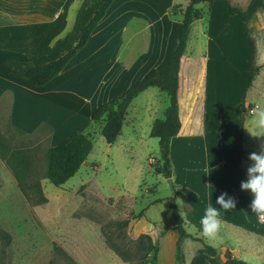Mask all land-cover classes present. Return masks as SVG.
Returning a JSON list of instances; mask_svg holds the SVG:
<instances>
[{
    "label": "rangeland",
    "instance_id": "374dc122",
    "mask_svg": "<svg viewBox=\"0 0 264 264\" xmlns=\"http://www.w3.org/2000/svg\"><path fill=\"white\" fill-rule=\"evenodd\" d=\"M155 1L115 0L107 19L95 31L91 44H88L89 49L87 45L70 63L77 66V61H80L81 65L77 71L73 67L65 71L64 78L72 75L65 87H73L86 95L87 99L90 98L84 110L80 98L67 93L69 90L57 95L30 92L22 107L23 124L14 126L12 109L0 106V139L13 147L33 148L37 160L42 162V173L46 168L47 150L84 124L82 130L94 145L79 173L65 185L57 188L47 180L42 181L48 198V203L43 206L34 207L26 201L11 171L0 160V228L13 238L4 264H50L54 259L56 264H71L63 256L55 254L54 244L82 264L80 261H83V257L92 258L98 249H106L102 233L104 227H109V236L120 243V233L111 225L126 219H130L131 225L134 222L132 218L144 213L151 204H154L149 213L151 217L160 220L165 228L174 224L171 200L175 198L179 207L180 199L176 198L175 187L171 188L167 179L154 174L160 160L159 140L149 136L150 124L147 121L135 125L136 133L132 132L131 125L135 116L145 113L144 107L148 103L159 110L157 118L163 117L168 106L166 94L152 88L135 99L128 109L129 115L122 129L123 137L114 145H108L101 135L104 120L93 122L89 118L90 111L106 101L109 95L125 93L130 85L145 76L143 65H139V62L145 55L159 49L157 42L160 39L171 46L178 42L182 16L174 6L179 1L171 5L170 0H157V6ZM249 1L230 0L233 6L242 9L247 7ZM1 3L5 5L7 0H0ZM183 5L186 7L187 3ZM197 8L203 15L194 23L191 35L197 38L201 28L212 25L208 33L218 40L217 46L213 47L214 54L217 56L223 52L228 58L221 76L222 84H228L227 89L230 90L235 73L243 72V57L248 56L246 59L250 60V66L262 64L264 67V12H259L250 23L251 39L248 38V44H242L246 26L238 18L230 19L232 17L224 3H217L213 14L210 5L200 4ZM156 13H159L157 22L154 20ZM240 26L243 29L239 31ZM193 35L190 36V46ZM71 44L70 38L66 46ZM53 49L48 47L42 58H53ZM123 67H126L125 71ZM0 83L16 86L2 69ZM258 97L253 96L251 101L264 107V101ZM252 118L255 117L245 118L244 124ZM85 120L89 122L85 123ZM127 138L131 146L123 143ZM130 225L125 232L129 239L135 240L132 237L134 229H130ZM199 238L219 249L218 236L208 239L199 234ZM199 247H202L199 242L186 241L183 252L187 255L190 249ZM221 259L224 261L222 256ZM147 264H154L152 256Z\"/></svg>",
    "mask_w": 264,
    "mask_h": 264
},
{
    "label": "crops",
    "instance_id": "0c3cea01",
    "mask_svg": "<svg viewBox=\"0 0 264 264\" xmlns=\"http://www.w3.org/2000/svg\"><path fill=\"white\" fill-rule=\"evenodd\" d=\"M104 1L7 0L5 5L0 4V69L16 84L13 86L0 83V106L3 108L9 106L12 109V124L14 126H21L20 124L23 122L22 107L30 92L40 91L41 94L57 95L69 90L67 93L70 92L75 95V98H80L84 110V106L87 102L89 103L90 98L87 99L86 95L75 91L73 87H65L68 79L72 76L64 78L65 71L69 67L76 68L77 71L81 65L80 61H77V66L70 64L76 57L60 76L43 87H36L24 79L16 78L3 64L6 60H15L43 65L57 60L77 43L85 26ZM176 1L170 0L171 5ZM217 3L221 2L210 6L212 14ZM155 4L157 6V0ZM108 15L109 12L97 29L105 22ZM158 16L159 13H156L155 22L159 20ZM231 17L230 19L238 18L237 16ZM211 26V24H207L205 29L201 28L200 36L197 38L192 34L193 43L190 46L189 40L195 24L192 26L187 47L181 59L178 90L181 129L170 144L171 179L175 187L176 198L180 199L179 208L190 235L199 238V234L202 232L200 220L205 209L211 204L221 212V227L217 235L220 240L219 249H217L220 256L224 259L225 253L230 252L233 258L248 264H264V220L252 212L250 205L253 194L251 191L242 190L241 187L237 192L235 191L233 169L227 163V159L237 153L242 119H247L248 116L254 117L253 110L257 108L258 104L252 102L251 98L259 96V100L264 101V67L262 64L253 65L258 71L249 85L252 65L250 66V60L246 59L248 56L243 57V72L238 75L235 73L234 82L232 81L230 90L227 89L228 84H222L221 76L228 58L223 52L215 56L213 47L217 46L218 40L214 35L208 33L211 32ZM238 28L240 31L243 26ZM243 32H246V28L243 29ZM94 34L95 32L88 42L89 45L93 41ZM241 34L243 35V33ZM70 38L72 44L66 46ZM246 42L248 44L249 40L245 36L242 44H246ZM89 45L87 49H89ZM177 45L178 42L171 46L160 39L157 42L159 49L145 55L139 62V65H143L144 75L152 69L160 70L167 66ZM48 47H54L52 50L54 57L46 60L42 56H45ZM125 68L123 67L124 71ZM118 96L120 94L109 95L106 101L90 111L89 118L92 120L95 111L100 106ZM144 112V114H138L133 118L132 132L136 133L135 125H141L147 121L150 124V136L155 120L164 118V115L157 118L159 110L154 108V104L151 103L145 105ZM128 115L129 113H127ZM146 116L148 117L146 118ZM254 119L246 120L245 124L243 122L245 158L242 161V168L246 174L244 181L247 180V168L252 163L248 159L249 154L259 153L260 146L264 143V137H254L245 128L255 131L252 123ZM89 120H85V123H88ZM84 126L70 136L81 131ZM122 137L123 134L117 142ZM123 143L129 144V146L132 144L128 138ZM223 192H227L236 200V207L227 212L216 204L218 196ZM168 206L170 208V205ZM153 207L154 204L149 205L142 218L131 222L130 229L132 227L134 229L132 237L135 240L141 235H148L152 238L157 246V264H177L178 233L174 229V224L165 228L160 220L149 215ZM186 241L183 243V247L186 245ZM199 249L201 247L190 249L188 254H185L186 264H210L205 255L198 253ZM82 260L80 261L82 264H129L123 262L108 245L105 250L95 251L92 258L83 257Z\"/></svg>",
    "mask_w": 264,
    "mask_h": 264
},
{
    "label": "trees",
    "instance_id": "16d2710c",
    "mask_svg": "<svg viewBox=\"0 0 264 264\" xmlns=\"http://www.w3.org/2000/svg\"><path fill=\"white\" fill-rule=\"evenodd\" d=\"M115 0H105L99 10L95 13L89 23L82 31L79 40L63 56L57 60L43 64L34 65L28 61H4V67L10 71L16 78L24 79L31 85L43 87L52 80L60 76L68 64L77 56V54L86 47L93 33L99 24L106 17L110 7ZM179 1L174 8L182 16V29L178 37V45L173 52L168 64L161 70H150L140 81L133 83L122 95L115 97L100 106L94 113L93 122L104 120V126L101 135L108 145H114L122 134V129L126 121L128 109L132 102L149 88H157L168 97V106L164 118L155 120L150 137L159 140L160 160L154 168V174L162 176L165 179L172 178V162L170 158V144L174 137L178 135L181 129L178 104L179 90V72L182 56L185 53L190 31L194 23L202 19V11L197 8L200 4L213 5L216 2L224 3L230 16H237L246 26V37L251 39L249 25L259 12H264V0H250L245 9L235 7L230 0H177ZM183 3H187L184 7ZM254 45V44H253ZM254 59V56L252 57ZM258 69L252 64V73L249 81L251 85ZM243 122L241 124V133L238 140L237 153L227 159V163L233 169L234 189L237 192L240 189L241 182L245 179V171L242 168V161L245 158L243 147ZM92 139L84 133V129L74 133L69 138L61 141L54 147L47 150L45 154V171H41V160H37V153L30 147H13L0 139V160L11 171L15 178L18 188L31 206H43L48 203L42 181L47 180L53 186L59 188L65 185L70 179L74 178L88 157L93 151ZM37 160V161H36ZM171 210L174 219V229L178 233V242L176 246L177 264H186V257L183 252V243L186 240H192L202 244L199 254L205 255L210 264H248L242 260L233 258L230 252L224 255L222 261L217 249L209 245L204 239L190 235L186 231V222L182 216L181 210L176 204V199L171 200ZM144 216L141 212L133 220ZM130 225V219L115 222L111 227L120 234L118 240L114 241L107 232L109 227H104L102 233L108 247L126 263L147 264L149 257L152 256V262L157 264V246L148 235H141L136 240H131L126 234ZM12 235L0 228V264H4L8 250L12 245ZM55 254L66 258L71 264H78L69 257L59 245L54 244ZM219 257V259H218ZM50 264H56L52 260Z\"/></svg>",
    "mask_w": 264,
    "mask_h": 264
},
{
    "label": "clouds",
    "instance_id": "9594fccd",
    "mask_svg": "<svg viewBox=\"0 0 264 264\" xmlns=\"http://www.w3.org/2000/svg\"><path fill=\"white\" fill-rule=\"evenodd\" d=\"M255 119L253 125L255 131H247L254 137H264V107L257 105L253 110ZM248 159L252 162L247 168V180L241 182L242 190H250L253 194L251 201V209L262 220H264V143L260 146L259 153L252 152ZM216 204L220 205L224 211H230L236 207V200L229 196L227 192L221 193ZM221 212L211 204L205 209L204 215L200 220L202 232L201 234L208 239H215L221 227Z\"/></svg>",
    "mask_w": 264,
    "mask_h": 264
},
{
    "label": "water",
    "instance_id": "95a60500",
    "mask_svg": "<svg viewBox=\"0 0 264 264\" xmlns=\"http://www.w3.org/2000/svg\"><path fill=\"white\" fill-rule=\"evenodd\" d=\"M167 180H168V184L171 186V188H174L172 179H167ZM218 259H219V257H218Z\"/></svg>",
    "mask_w": 264,
    "mask_h": 264
}]
</instances>
